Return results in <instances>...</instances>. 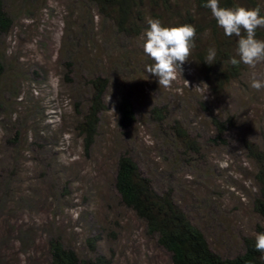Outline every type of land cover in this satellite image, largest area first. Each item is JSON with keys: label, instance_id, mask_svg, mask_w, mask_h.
<instances>
[{"label": "rangeland", "instance_id": "374dc122", "mask_svg": "<svg viewBox=\"0 0 264 264\" xmlns=\"http://www.w3.org/2000/svg\"><path fill=\"white\" fill-rule=\"evenodd\" d=\"M4 2L15 21L2 48L8 63L13 62L15 84L24 99L11 109L25 119L22 134L29 140L41 134L31 151L23 153L21 182L19 186L15 183L25 196L19 206L27 208L18 211L17 221L35 225L39 231L27 254L29 264L43 263L49 232L59 233L81 256L88 253L86 238L100 235L97 250L110 257L112 264H171L169 254L146 233L145 224L117 201L111 182L116 156L125 145L128 149L135 146L134 158L143 171L154 176L156 187L173 190L213 251L224 257L241 253L242 237L255 236L257 227L264 225L252 208L257 191L255 164L243 148L245 140L260 145L264 141V89L250 86L253 74L264 77V62L254 68L246 65L218 97L210 95L190 61L184 62L182 75L168 87L159 85L158 78L146 71L148 66L133 70L122 84L134 102L135 126L128 135L117 132L116 96L122 87L113 83L105 98L107 108L101 116L96 145L85 154L75 131L73 103L78 92L87 96L86 88L83 83L69 84L61 78L65 73L63 36L67 23L75 25L79 0H36L31 14L19 7L18 0L16 5L14 0ZM157 97L170 103L174 114L201 143L202 158L196 166L179 162L172 171L167 163L170 155L158 126L145 116ZM202 101L208 110L231 117L225 144L209 140L215 130ZM28 111L31 115L26 117ZM4 134L0 126V155L9 150L2 145ZM126 136L133 138L134 146H128ZM40 145L45 146L42 154ZM25 255L19 257L23 264Z\"/></svg>", "mask_w": 264, "mask_h": 264}, {"label": "trees", "instance_id": "16d2710c", "mask_svg": "<svg viewBox=\"0 0 264 264\" xmlns=\"http://www.w3.org/2000/svg\"><path fill=\"white\" fill-rule=\"evenodd\" d=\"M18 1L19 7L26 8L27 13L31 14L36 0ZM262 2L220 0V6L259 7L264 14ZM78 4L75 17L73 14L75 25L67 23L63 36L62 66L65 73L61 78L69 84L83 83L86 88L87 96L83 97L78 92L74 96L77 101L73 103L75 131L82 140L85 154L96 145L101 116L107 108L105 98L113 83L122 87L121 93L116 96L117 132L122 136L128 135L137 122L131 93L123 88L122 81L133 70L153 63L143 48L151 20H159L165 26L191 24L196 28V47L185 62L190 61L201 74L210 95H222L246 67L242 63H230V59L237 54L239 38L224 34L211 10L203 6L204 0H79ZM14 17L4 0H0V126L5 129L2 145L9 149L0 155V217L3 218H0V264H23L22 259L19 260L21 254H26L24 264H29L27 254L35 246L39 231L35 225L17 221L18 211L27 208L19 206L25 202V196L21 192L23 189L19 187L18 191L15 183L19 186L21 182V161L25 159L23 153L31 151L41 134L29 140L22 134L25 119L16 109H11L24 100L15 84L13 62L8 63L2 48L3 39L14 25ZM72 27H76V31L71 36ZM256 38L264 40V28L257 29ZM210 47L217 50L216 63L211 66L204 63ZM200 104L210 114V124L215 130L209 140L215 144H225L226 133L232 126L231 117H221L208 110L203 101ZM25 115L29 117L30 111ZM176 115L170 103L158 97L145 111L148 120L158 126L161 142L170 155L167 163L173 168L172 171L179 162L196 166L202 158L201 143ZM126 140L128 146H134L135 141L131 136H126ZM125 146L119 149L110 181L117 201L145 224L146 233L155 237L158 246L169 254L171 264H264V253L255 248V236L242 237L243 251L233 257H224L213 251L204 232L181 206L173 190L156 187L154 176L143 171L134 158L132 153L135 146L134 149ZM44 147L38 148L41 154ZM243 148L255 164L253 176L257 191L252 196V208L264 223V141L260 145L245 140ZM39 163L43 161L39 160ZM256 232H264V225L258 226ZM46 236L47 252L43 263L35 264H112L110 257L97 250L100 235L86 238L88 253L83 256L67 245L59 233L49 232ZM18 247L22 252L16 251Z\"/></svg>", "mask_w": 264, "mask_h": 264}, {"label": "clouds", "instance_id": "9594fccd", "mask_svg": "<svg viewBox=\"0 0 264 264\" xmlns=\"http://www.w3.org/2000/svg\"><path fill=\"white\" fill-rule=\"evenodd\" d=\"M204 7L211 10L217 25L226 36L238 37L236 56L230 59L232 65L244 64L254 68L264 62V40L256 38L258 28H264V14L259 7L225 8L220 0H204ZM143 43L144 53L153 61L146 71L158 78L159 85L170 86L182 75L183 64L196 47V28L191 24L165 26L159 20H151ZM217 50L210 47L204 63H216ZM250 86L264 89V77L253 74ZM255 248L264 253V232L255 235Z\"/></svg>", "mask_w": 264, "mask_h": 264}]
</instances>
